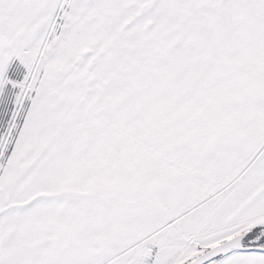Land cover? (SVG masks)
<instances>
[{"label": "snow or ice", "instance_id": "obj_1", "mask_svg": "<svg viewBox=\"0 0 264 264\" xmlns=\"http://www.w3.org/2000/svg\"><path fill=\"white\" fill-rule=\"evenodd\" d=\"M0 264H264V0H0Z\"/></svg>", "mask_w": 264, "mask_h": 264}]
</instances>
